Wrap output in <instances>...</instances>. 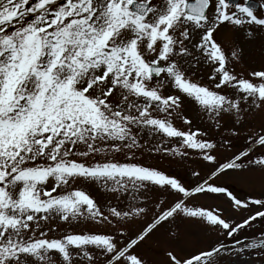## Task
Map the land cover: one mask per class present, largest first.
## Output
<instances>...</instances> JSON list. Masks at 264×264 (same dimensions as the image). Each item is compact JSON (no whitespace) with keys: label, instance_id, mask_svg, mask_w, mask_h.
<instances>
[{"label":"snow or ice","instance_id":"snow-or-ice-1","mask_svg":"<svg viewBox=\"0 0 264 264\" xmlns=\"http://www.w3.org/2000/svg\"><path fill=\"white\" fill-rule=\"evenodd\" d=\"M224 27L238 34L228 45ZM257 40L264 57V0H0V264H235L225 255H264V231L234 239L264 222V192L241 197L216 179L241 171L264 181V60L236 70ZM201 66L212 84L193 79ZM185 99L232 137L251 124L245 145L221 159L199 127H178L192 124L181 114ZM137 129L179 141L167 148L161 139L151 151L195 150L214 168L194 170L198 181L185 184L121 162L117 153L135 159L144 146ZM223 145L232 150L230 139ZM79 180L110 198L101 205ZM206 194L226 197L233 211L255 207L237 222L195 199ZM51 219L113 231L51 235L42 227ZM185 226L232 244L185 252L176 244ZM157 233L168 242L159 260L139 250Z\"/></svg>","mask_w":264,"mask_h":264},{"label":"rangeland","instance_id":"rangeland-1","mask_svg":"<svg viewBox=\"0 0 264 264\" xmlns=\"http://www.w3.org/2000/svg\"><path fill=\"white\" fill-rule=\"evenodd\" d=\"M237 33H234L233 30L229 27H224L221 29L218 34L221 41L228 45L233 40L237 38ZM245 56L246 61L243 65L237 66L236 70L240 71L241 67H256L258 66L264 57L260 55V41L257 40L253 43H248L245 45ZM208 68L201 66L200 70L197 71L196 76L193 77L194 80H199V82L204 84H212L211 81L207 79ZM174 89L166 88L165 94H171L174 92ZM181 114L190 116L192 120L191 125H184L181 120H177L176 124L178 127L184 129L191 128L194 130L199 127L204 133L205 136L201 137L203 139H209L216 143V154L223 159L224 157H230L232 152L235 149L242 148L246 141L245 135L246 132L251 128V124L248 126V129L240 130V135L237 137H232L228 131L224 128L216 129L211 121L209 120L207 114L200 111L198 106H195L191 103L189 99H185L184 106L181 109ZM225 122L230 127L232 121L226 116ZM255 123V122H254ZM137 131H140L137 129ZM141 142L144 146L140 150L133 149L135 159H128L126 153H117L116 158L121 162H139L146 166H154L159 169L173 175H177L183 180L185 184L195 183L198 181L199 177H193L192 172L198 170L201 173V176L208 174L210 170L214 168V165H211L207 162H204L198 157L195 150L187 149L190 155L186 157L174 156L171 152L165 153L161 151H151L155 146H161V139H163L162 147L171 148L179 141L170 139L167 137H161L154 134L147 133L145 131H140ZM225 138H228L232 142V150H229L226 146L223 145ZM147 142V143H144ZM100 156H97L96 159H100ZM80 159V157H77ZM217 182L221 185L228 186L232 191L242 194L238 196H244L249 191L252 193H261L264 192V181L261 180L259 173L255 172H241V171H232L225 172L223 175L216 178ZM77 185L89 191L93 196L97 198L101 205L105 203L110 197L106 195L98 184H92L83 180L77 181ZM233 191V192H234ZM157 193L155 191L148 192V203L151 207L153 199H155ZM160 199H165V195H160ZM195 199L203 205H211L213 207L219 206L225 209V215L230 216L235 219L237 222L246 217L249 211L254 207L248 210H239L233 211L231 209L228 199L224 196L206 194L203 196H197ZM127 203V200L124 201ZM62 221L58 219H51L47 222H43L42 227H50L55 229L51 235H60L68 231H88V230H100L102 232H111L113 231V226L108 224L97 225L94 222L81 220L79 222L72 221L71 226L69 223L63 222L61 229L55 224H61ZM182 231L187 234V239L177 241L176 244L178 247L184 249L185 252H194L196 249H206L210 244L217 241L222 243H227L228 237L225 235H220L216 232H211L207 229L193 228L191 226H185L182 228ZM261 231H264V222L257 221L252 228H245L241 231V237L252 238L259 235ZM163 232V230H161ZM247 242V241H245ZM167 240L161 236L160 233H157L152 239L148 241V247L141 245V249L147 256L152 257L153 259L159 260L162 259V249L167 247ZM226 260L234 261L235 264H264V255H256L254 252L245 251L241 253L239 257L225 255Z\"/></svg>","mask_w":264,"mask_h":264}]
</instances>
